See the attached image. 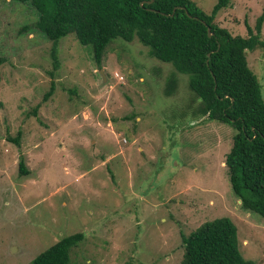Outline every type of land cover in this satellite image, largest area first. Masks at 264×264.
<instances>
[{"label": "rangeland", "instance_id": "obj_1", "mask_svg": "<svg viewBox=\"0 0 264 264\" xmlns=\"http://www.w3.org/2000/svg\"><path fill=\"white\" fill-rule=\"evenodd\" d=\"M195 1L211 12L218 0ZM263 12L264 0H231L216 21L246 36ZM37 20L32 5L0 0V264H28L77 232L71 264H181L183 236L219 217L264 264V219L229 181L235 130L197 113L189 75L138 38L115 39L99 65L71 33L55 68ZM247 57L264 97V48Z\"/></svg>", "mask_w": 264, "mask_h": 264}, {"label": "trees", "instance_id": "obj_2", "mask_svg": "<svg viewBox=\"0 0 264 264\" xmlns=\"http://www.w3.org/2000/svg\"><path fill=\"white\" fill-rule=\"evenodd\" d=\"M15 1L37 10V27L54 41L55 68L59 64L57 44L71 33L82 44L92 45L99 65L115 39L138 38L149 47L151 56L188 74L189 87L202 99L197 113L200 110L234 128L233 145L226 156L229 181L243 208L264 219L263 87L247 57L248 50L264 48V12L254 26L246 20L248 35L244 36L234 35L216 21L231 0H218L211 12L195 0ZM177 88L172 75L166 92L172 95ZM54 89L52 83L46 99ZM24 166L21 160L20 170L27 173ZM83 239V232L64 236L28 264H71V251ZM183 242L181 264H259L242 254L238 228L229 217L205 222L183 236Z\"/></svg>", "mask_w": 264, "mask_h": 264}, {"label": "water", "instance_id": "obj_3", "mask_svg": "<svg viewBox=\"0 0 264 264\" xmlns=\"http://www.w3.org/2000/svg\"><path fill=\"white\" fill-rule=\"evenodd\" d=\"M208 30H209V35H210V36L213 35V32H212L211 28H209ZM101 73H102V74L104 75V77H105V74H104L103 69L101 70Z\"/></svg>", "mask_w": 264, "mask_h": 264}]
</instances>
